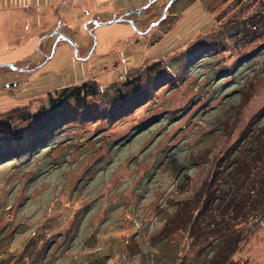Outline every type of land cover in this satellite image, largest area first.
Masks as SVG:
<instances>
[{"label":"rangeland","instance_id":"1","mask_svg":"<svg viewBox=\"0 0 264 264\" xmlns=\"http://www.w3.org/2000/svg\"><path fill=\"white\" fill-rule=\"evenodd\" d=\"M259 141L264 0H0V264H264Z\"/></svg>","mask_w":264,"mask_h":264},{"label":"trees","instance_id":"2","mask_svg":"<svg viewBox=\"0 0 264 264\" xmlns=\"http://www.w3.org/2000/svg\"><path fill=\"white\" fill-rule=\"evenodd\" d=\"M96 91L97 87L94 82L84 81L77 85L59 89L57 92H59L60 96H56V101H58L60 98L62 100L71 99L76 106H83L86 96L96 94ZM253 153L254 156H256L255 159H257V161L254 159L255 162L248 168L247 174L241 181H237L239 176L235 177V175L232 177L230 185L231 187H234L237 199H231L229 202H240L244 205H247L248 203L247 208L257 204L261 206L264 205V195H258L257 193L258 196H256L255 199L252 197V194L258 191L264 193V141L263 143L260 142L258 146L253 149ZM246 159H248V156H245V160ZM255 183H257V185H255ZM251 189H255L253 193L251 192ZM113 237L115 239H119L118 236Z\"/></svg>","mask_w":264,"mask_h":264},{"label":"water","instance_id":"3","mask_svg":"<svg viewBox=\"0 0 264 264\" xmlns=\"http://www.w3.org/2000/svg\"><path fill=\"white\" fill-rule=\"evenodd\" d=\"M114 20H112V21H110V22H103V23H101V24H105V23H111V22H113ZM73 45H74V43H73ZM75 46V45H74ZM4 65H6V66H8V67H10V68H12V69H16V70H21V68H18L17 66H15V65H13V64H4ZM13 84H15L14 82H8V83H5L4 85L5 86H9V85H13Z\"/></svg>","mask_w":264,"mask_h":264},{"label":"bare ground","instance_id":"4","mask_svg":"<svg viewBox=\"0 0 264 264\" xmlns=\"http://www.w3.org/2000/svg\"><path fill=\"white\" fill-rule=\"evenodd\" d=\"M114 22V21H113ZM105 24H110V23H105Z\"/></svg>","mask_w":264,"mask_h":264},{"label":"flooded vegetation","instance_id":"5","mask_svg":"<svg viewBox=\"0 0 264 264\" xmlns=\"http://www.w3.org/2000/svg\"><path fill=\"white\" fill-rule=\"evenodd\" d=\"M75 45V44H74Z\"/></svg>","mask_w":264,"mask_h":264}]
</instances>
